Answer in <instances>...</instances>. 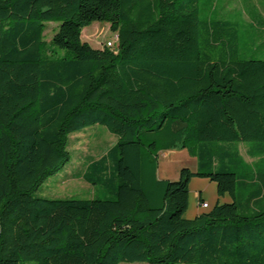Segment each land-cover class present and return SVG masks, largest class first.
<instances>
[{"label":"trees","instance_id":"trees-1","mask_svg":"<svg viewBox=\"0 0 264 264\" xmlns=\"http://www.w3.org/2000/svg\"><path fill=\"white\" fill-rule=\"evenodd\" d=\"M198 2L0 0V264H264V59ZM95 21L111 47L81 39ZM97 124L117 140L91 165L112 173L85 178L110 196L36 195ZM184 149L196 170L159 179ZM193 177L231 201L186 218Z\"/></svg>","mask_w":264,"mask_h":264},{"label":"rangeland","instance_id":"rangeland-1","mask_svg":"<svg viewBox=\"0 0 264 264\" xmlns=\"http://www.w3.org/2000/svg\"><path fill=\"white\" fill-rule=\"evenodd\" d=\"M199 20H223L230 23L232 35L236 37L238 56L242 59H264V0H199ZM58 21L48 22L44 31V38L49 40L55 33ZM114 33L104 22H92L81 30V39L93 48H101L106 41H112ZM117 137L111 134L103 125H93L82 128L69 135V160L55 174L49 176L39 189L35 191L38 196L46 198L73 197L79 199L106 198L110 195L97 183H91L85 178L98 175L110 177L112 162L106 157L105 168L94 170L91 162L107 154L115 144ZM246 144H239L238 149L247 162H251L245 154ZM174 155L165 157L160 152L158 167H164L165 174H158L159 179L176 181L179 171L187 167L196 170L197 160L188 155L187 151L174 150ZM166 161V162H165ZM162 165V166H161ZM103 172V173H102ZM198 193L207 203L201 207ZM218 200L220 203L230 202L228 195L218 197L214 182L206 178L193 177L189 183L188 208L184 214L186 218H193L197 211L209 209ZM205 208V209H204ZM120 264H146L125 263Z\"/></svg>","mask_w":264,"mask_h":264},{"label":"crops","instance_id":"crops-1","mask_svg":"<svg viewBox=\"0 0 264 264\" xmlns=\"http://www.w3.org/2000/svg\"><path fill=\"white\" fill-rule=\"evenodd\" d=\"M174 153H175V151L174 150H168V151H164L163 152V155L165 156V157H170L171 155H174ZM166 162V161H165ZM162 166V165H161ZM164 173L165 174V170H164V167H160V164H159V167L157 168V177H158V174L159 175H161V173ZM162 173V174H163ZM163 174V175H164ZM162 176V175H161ZM159 178V177H158ZM201 211H197L196 213H195V215H197V214H199Z\"/></svg>","mask_w":264,"mask_h":264},{"label":"built area","instance_id":"built-area-1","mask_svg":"<svg viewBox=\"0 0 264 264\" xmlns=\"http://www.w3.org/2000/svg\"><path fill=\"white\" fill-rule=\"evenodd\" d=\"M114 38H116V35L114 36ZM104 44H105V46H108V47L110 46V47H111L112 44H113V42H112V41H106ZM200 206H201V207H207V203H206V202H202V203L200 204Z\"/></svg>","mask_w":264,"mask_h":264}]
</instances>
